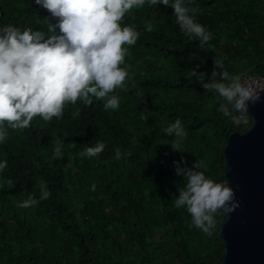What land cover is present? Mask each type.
<instances>
[{
    "label": "trees",
    "instance_id": "1",
    "mask_svg": "<svg viewBox=\"0 0 264 264\" xmlns=\"http://www.w3.org/2000/svg\"><path fill=\"white\" fill-rule=\"evenodd\" d=\"M184 3L212 33L203 48L180 31L171 7L146 0L124 16L122 26L140 35L122 65L130 79L127 90L114 93L118 110H105L95 98L91 106L66 102L61 119L34 117L23 131L7 129L0 143V163L7 162L0 171V264H212L220 258L217 230L206 235L189 228V214L173 204L186 183L173 161L183 158L181 168L199 161L206 176L225 180L223 147L245 125L217 111V94L205 93L188 70L206 73L210 82L213 60H221L232 75H264V0ZM45 18L56 22L34 0H0V26L47 36ZM177 118L187 133L183 153L159 143L173 139L162 129ZM97 141L106 145L102 153L79 155ZM117 148L130 155L116 159ZM41 184L48 199L17 207L29 196L39 200ZM222 217L216 215L218 225Z\"/></svg>",
    "mask_w": 264,
    "mask_h": 264
},
{
    "label": "clouds",
    "instance_id": "2",
    "mask_svg": "<svg viewBox=\"0 0 264 264\" xmlns=\"http://www.w3.org/2000/svg\"><path fill=\"white\" fill-rule=\"evenodd\" d=\"M145 2L34 0L56 21L43 20L51 35L46 36L30 27L21 31L10 24L0 26V143L6 141L8 128L23 131L31 127L34 117L45 122L61 119L66 102L75 105L80 101L84 106H91L95 98L103 101L105 110H118L120 98L114 93L118 88L127 90L126 82L130 79L127 67L122 65L128 48L136 44L140 35L134 27L122 26L123 18L134 7H143ZM147 3L171 7L180 31L189 40L198 41V47L203 48L213 38L212 33L195 20L197 10L186 6L184 0H147ZM152 30L149 24L147 31ZM213 65L210 82H205L204 72L195 69L188 72L205 93L217 94V111L225 117L237 121L240 116L234 113L247 114L249 105L264 102L261 95L264 83L230 74L221 60H213ZM132 86L135 87L134 84ZM142 119L147 120V116L142 115ZM248 121V128L254 126L249 116ZM162 132L173 136V139L159 140V143L168 144L173 151L183 153L182 144L187 133L181 120L177 118ZM72 146L75 147V143ZM105 146L102 141H97L95 146L85 145L79 155L82 158L96 157ZM61 147L62 141H58L54 149L57 158L61 155ZM124 155L130 154H122L119 148L115 149L116 159ZM182 163L186 165L183 158L179 162L173 161L175 174L186 181L184 187L177 188L179 194L173 204L189 214V228L195 227L211 235L218 228L216 215L219 213L225 217L239 206L235 192L227 180L216 182L206 176L207 165L195 160L191 168H181ZM6 167V161L0 163V171ZM8 183L12 185L10 180ZM40 192L39 200L29 196L18 202L17 207H34L51 195L46 184L40 185Z\"/></svg>",
    "mask_w": 264,
    "mask_h": 264
},
{
    "label": "water",
    "instance_id": "3",
    "mask_svg": "<svg viewBox=\"0 0 264 264\" xmlns=\"http://www.w3.org/2000/svg\"><path fill=\"white\" fill-rule=\"evenodd\" d=\"M248 116L254 126L231 132L223 147L224 177L239 206L219 222L223 248L212 264H264V102L249 105Z\"/></svg>",
    "mask_w": 264,
    "mask_h": 264
},
{
    "label": "built area",
    "instance_id": "4",
    "mask_svg": "<svg viewBox=\"0 0 264 264\" xmlns=\"http://www.w3.org/2000/svg\"><path fill=\"white\" fill-rule=\"evenodd\" d=\"M239 75L242 76V78L244 79H252V80H255V81H260L262 83H264V75H252L250 73H246V72H243L241 71L240 73H238ZM236 116H240L239 117V120H237L236 122L240 123V124H246L248 122V117H247V114H241V113H235Z\"/></svg>",
    "mask_w": 264,
    "mask_h": 264
}]
</instances>
